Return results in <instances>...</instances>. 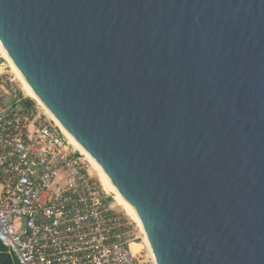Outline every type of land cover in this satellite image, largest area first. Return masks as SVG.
<instances>
[{
	"label": "water",
	"instance_id": "obj_1",
	"mask_svg": "<svg viewBox=\"0 0 264 264\" xmlns=\"http://www.w3.org/2000/svg\"><path fill=\"white\" fill-rule=\"evenodd\" d=\"M0 45L156 264H264V0H0Z\"/></svg>",
	"mask_w": 264,
	"mask_h": 264
},
{
	"label": "built area",
	"instance_id": "obj_2",
	"mask_svg": "<svg viewBox=\"0 0 264 264\" xmlns=\"http://www.w3.org/2000/svg\"><path fill=\"white\" fill-rule=\"evenodd\" d=\"M90 168L25 96L0 47V245L18 264H156L132 251L140 230Z\"/></svg>",
	"mask_w": 264,
	"mask_h": 264
},
{
	"label": "bare ground",
	"instance_id": "obj_3",
	"mask_svg": "<svg viewBox=\"0 0 264 264\" xmlns=\"http://www.w3.org/2000/svg\"><path fill=\"white\" fill-rule=\"evenodd\" d=\"M1 47V45H0ZM2 50V54L4 59L9 63V66L11 67L12 72L15 74V76L17 77V79L20 81L21 86H22V90L24 91L26 97H28L29 99L35 101L37 104H39L42 109L44 110L45 114L54 121V123L56 124V126L60 129V131L62 132V134L65 136V138L68 140L69 144L72 145L74 147V149L88 162V164L90 165L91 168L94 169V171L97 174V178L99 181L100 186L102 187V189L105 192H108L110 194H112V198L113 201L115 202V204L120 207L122 209V211L124 212L125 216H127L129 218V220L133 221L136 225V227L140 230V232L143 235L142 238V242L143 245L146 247L148 253L150 255H152V250L150 248L144 227L142 225L141 219L139 217V214L135 208V206L133 204H131L128 200L120 198V197H116L114 196L110 185L105 177V174L103 172V170L99 167V165L96 163V161L93 159V157L89 154V152L71 135L69 134L58 122L57 120L48 112V110L40 103V101L36 98V96L33 94V92L31 91V89L29 88V86L26 84V82L24 81V79L22 78V76L20 75V73L17 71V69L15 68V66L12 64V62L10 61V59L8 58V56L6 55L5 51L3 50V48L1 47ZM140 245L137 243H133L131 244V249L133 252L138 250V247Z\"/></svg>",
	"mask_w": 264,
	"mask_h": 264
},
{
	"label": "rangeland",
	"instance_id": "obj_4",
	"mask_svg": "<svg viewBox=\"0 0 264 264\" xmlns=\"http://www.w3.org/2000/svg\"><path fill=\"white\" fill-rule=\"evenodd\" d=\"M23 93H24V91H23ZM24 94H25V93H24ZM25 96H26V95H25ZM27 98H28V97H27ZM28 99H29V98H28ZM46 116H47V115H46ZM47 118H49V117L47 116ZM90 172H91L93 178L96 179L97 182H98V184H99V181H98V178H97V174H96V172L94 171V169H93V168H90ZM106 194H108L109 198L111 199V204L114 206V208L117 209L118 211H120V212H122V213L124 214V212L122 211V209H121L120 207H118V206L115 204V202L113 201L112 194H110V193H108V192H106ZM124 215H125V214H124ZM126 218H128V217L126 216ZM128 220H129V218H128ZM129 221L132 222V224H134V226H135V223H134L133 221H131V220H129ZM140 237H141V239L143 238L142 233H141ZM137 244H140V246L138 247V250H140V249H142V250H147L146 247L143 245L142 240H141V241L138 240V243H137ZM138 250H137V251H138Z\"/></svg>",
	"mask_w": 264,
	"mask_h": 264
},
{
	"label": "crops",
	"instance_id": "obj_5",
	"mask_svg": "<svg viewBox=\"0 0 264 264\" xmlns=\"http://www.w3.org/2000/svg\"><path fill=\"white\" fill-rule=\"evenodd\" d=\"M0 264H18L17 260L11 256L6 249L0 245Z\"/></svg>",
	"mask_w": 264,
	"mask_h": 264
}]
</instances>
